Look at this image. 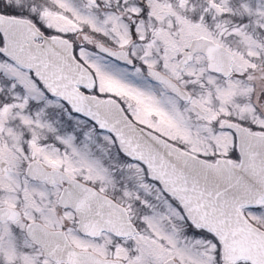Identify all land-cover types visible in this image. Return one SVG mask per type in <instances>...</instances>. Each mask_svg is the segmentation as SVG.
Instances as JSON below:
<instances>
[{"label": "snow or ice", "instance_id": "6c2138e0", "mask_svg": "<svg viewBox=\"0 0 264 264\" xmlns=\"http://www.w3.org/2000/svg\"><path fill=\"white\" fill-rule=\"evenodd\" d=\"M0 264H264V0H0Z\"/></svg>", "mask_w": 264, "mask_h": 264}]
</instances>
